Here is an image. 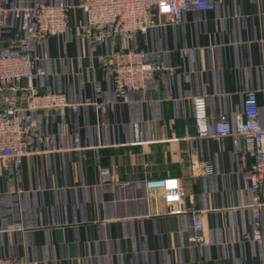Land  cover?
Returning a JSON list of instances; mask_svg holds the SVG:
<instances>
[{
  "label": "crops",
  "instance_id": "0c3cea01",
  "mask_svg": "<svg viewBox=\"0 0 264 264\" xmlns=\"http://www.w3.org/2000/svg\"><path fill=\"white\" fill-rule=\"evenodd\" d=\"M36 1L72 7L65 35L30 41L46 70L36 85L86 105L76 115L22 113L52 143H32L38 153L24 159L15 182L0 165V257L36 264H264V241H252V194L243 178L253 160L240 138L214 137L221 114L232 124L243 117L248 90L258 92L264 128V0H216L213 11L189 12L179 26L156 27L133 41L106 40L99 50L83 35L80 0L17 4ZM18 35L8 25L0 44ZM119 49L146 51L166 69L128 101L98 62ZM197 95L207 97L206 138L194 120ZM74 133L81 152L73 150ZM100 167L112 182H99ZM165 178L181 181L188 213L171 214L178 206L155 201L146 189V181ZM192 212L204 223V247L192 242Z\"/></svg>",
  "mask_w": 264,
  "mask_h": 264
},
{
  "label": "built area",
  "instance_id": "2783aa9c",
  "mask_svg": "<svg viewBox=\"0 0 264 264\" xmlns=\"http://www.w3.org/2000/svg\"><path fill=\"white\" fill-rule=\"evenodd\" d=\"M19 0H0V36L8 25L14 26L19 35L9 46L0 44V92L6 95L0 100V165L13 179L19 178L24 159L38 151L32 145L39 140L47 148L52 141L45 140L35 124L29 123L23 112H54L64 116L67 111L77 114L80 106L71 103L66 94L41 89L36 85L46 76V70L37 66L30 41L44 43L51 37L65 35L70 28L72 7L65 1L46 5L36 1L23 7ZM216 0H80L77 8L85 15L83 35L99 50L106 40L123 38L133 41L146 36L160 26H179L189 12H207L215 9ZM161 19V23L158 22ZM188 53V51L186 52ZM98 62L112 79L119 99L128 101L132 92L148 91L150 82L166 69L151 61L149 54L137 49H119L108 55L100 54ZM173 73V69L167 70ZM102 109L103 104L94 103ZM193 113L199 136H210L207 97L193 98ZM258 92H245L243 117L232 124L227 115L221 114L215 126L214 137L223 139L235 136L246 145L245 153L252 158L251 167L243 178L252 194V241H264V128L260 123ZM73 150H84L79 133L73 134ZM212 166L207 164L206 173ZM113 176L109 169L99 168V182L110 183ZM146 189L155 201L177 205L173 215L188 213L187 197L181 181L165 178L146 181ZM19 193L23 190L19 189ZM195 217L197 235L192 242L200 247L207 242L201 232L202 220ZM0 264H36L22 258L0 257Z\"/></svg>",
  "mask_w": 264,
  "mask_h": 264
}]
</instances>
